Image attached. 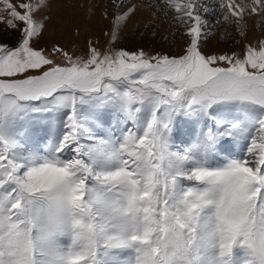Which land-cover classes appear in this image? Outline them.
Segmentation results:
<instances>
[{
  "label": "snow or ice",
  "instance_id": "1",
  "mask_svg": "<svg viewBox=\"0 0 264 264\" xmlns=\"http://www.w3.org/2000/svg\"><path fill=\"white\" fill-rule=\"evenodd\" d=\"M54 7L0 0V264H264V0L76 4L80 54ZM144 11L178 51L121 46Z\"/></svg>",
  "mask_w": 264,
  "mask_h": 264
},
{
  "label": "rangeland",
  "instance_id": "2",
  "mask_svg": "<svg viewBox=\"0 0 264 264\" xmlns=\"http://www.w3.org/2000/svg\"><path fill=\"white\" fill-rule=\"evenodd\" d=\"M92 2V0H54L55 5L59 7H54L52 12V24L50 25V33L45 36V41L52 39L59 41L62 46H65L68 50L74 51L76 54H80L85 40L88 36V32L85 31V22L88 13L84 10H77L73 6L76 4H85ZM99 3H103L104 0H97ZM143 4H147L148 0H139ZM149 12L144 11L139 17L140 26L138 28H133V25H129V29L124 34V39L121 42V46L126 47L130 50H135L138 46H143L147 51L164 50L178 51L174 49L172 44L166 43L162 36H168L171 41V29L168 24H161L159 19L156 21L155 25L149 26L147 30L144 28V24L149 20ZM80 25V36L77 37L76 25ZM248 39L255 40L257 37H264V23H261L259 28H257L256 19H251L248 22ZM106 27L105 23L100 20L99 10H97L96 16L91 21V29L95 32V39L100 40L104 43V38L101 36V29ZM153 27L157 28V31L161 34L153 38L150 33ZM3 25H0V29ZM235 34L234 26H216V34L209 38L206 50H237L236 45L231 37L227 38V42H221V34L225 32ZM5 40L10 39L7 35L4 36ZM236 39H239L236 36ZM175 43V42H173ZM107 46L106 44L104 45Z\"/></svg>",
  "mask_w": 264,
  "mask_h": 264
}]
</instances>
